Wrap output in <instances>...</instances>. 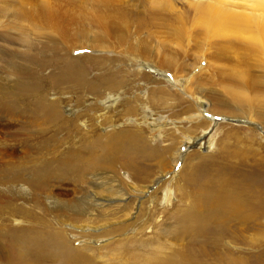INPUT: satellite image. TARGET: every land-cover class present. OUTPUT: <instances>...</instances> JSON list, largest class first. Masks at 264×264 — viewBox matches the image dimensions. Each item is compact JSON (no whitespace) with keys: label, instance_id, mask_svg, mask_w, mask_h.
Returning a JSON list of instances; mask_svg holds the SVG:
<instances>
[{"label":"rangeland","instance_id":"rangeland-1","mask_svg":"<svg viewBox=\"0 0 264 264\" xmlns=\"http://www.w3.org/2000/svg\"><path fill=\"white\" fill-rule=\"evenodd\" d=\"M201 2L217 4L215 0H0V144L17 147L13 152L5 148V151L0 150L1 167L21 163L22 144L79 142L82 141L80 132L92 134V138L88 136L84 140H96L100 134L104 136L106 131L116 128L104 126L98 131L96 115L99 119L110 117L109 122L103 124H115L117 128L132 122V117H125L127 115L136 117L145 127L147 138L152 137L151 142L159 148L167 143L164 142L167 132L176 131L174 126H178L176 148H180L182 156L175 166L169 167L167 162L161 165L157 161L156 166L152 164L153 168L150 166L146 170L150 177L145 184L158 173H166L151 185L147 196L162 186L157 198L148 205L156 211L151 221L155 230L179 228L176 218L182 217L186 208L177 207L180 202L176 200L175 190L183 182L179 178L175 183L172 181L182 169L186 155L197 150L188 161L187 173L195 168L198 177L204 178L201 158L207 157L219 137L231 130L242 132L248 147L254 151L252 155L256 156L254 161L258 165L247 183L258 176L263 178L264 33L257 28L260 18L257 16L264 13L256 10L255 4H264V0L222 1L220 6L231 7L232 11L253 18L243 31L239 26L213 25L199 16L192 5ZM90 45L97 48L73 52V57L83 58L81 62L86 73L82 77L86 88L76 92L57 90L50 82V76L57 74L56 63L70 56L72 49ZM43 63L47 66H41ZM191 70L186 83L183 79ZM224 71L233 72L237 77H226L221 74ZM108 73L127 80L129 86L124 85L114 92L105 89L91 93L88 83ZM20 76L25 84L21 85ZM177 77L180 78L178 85ZM149 78L156 81H149ZM141 82L144 84L138 86ZM164 89L172 91L162 103L153 106L148 102L152 90L161 92ZM125 93L128 97L138 95L129 103L135 109L131 114L120 109ZM101 98L104 99L100 101ZM135 99L138 101L134 102ZM202 101V105L196 104ZM192 114L201 115L209 125L190 129L191 124H186L184 118ZM175 120L180 123L176 125ZM10 178L13 183L14 177L10 175ZM17 185L18 182L12 184ZM73 190L72 185L64 183L52 192L61 198H70ZM135 195L129 197L136 200L130 220H135L139 214L141 202ZM9 200V207H22V200L12 196L6 202ZM185 202L182 199V203ZM10 217L13 228L18 227L19 218ZM6 220V215L0 211V247L8 250L12 261L10 243L4 238ZM132 230L128 232L131 234ZM166 239L174 243L171 236ZM101 241L97 242L99 246L107 240ZM178 242L189 246L187 238ZM244 249L252 248L246 244ZM251 253L244 256L246 264L264 263V245L259 252ZM3 260L5 258L0 257V262Z\"/></svg>","mask_w":264,"mask_h":264},{"label":"bare ground","instance_id":"bare-ground-1","mask_svg":"<svg viewBox=\"0 0 264 264\" xmlns=\"http://www.w3.org/2000/svg\"><path fill=\"white\" fill-rule=\"evenodd\" d=\"M215 1L216 5L201 2L193 4L192 8L213 25L239 26L241 31L247 29L248 21L253 18L243 12L232 11L231 7L220 6L223 0ZM255 9L264 13L263 2H257ZM257 17H260L257 28L264 33V14ZM96 48L81 46L72 49L70 56L61 58L56 63L57 74L50 76L54 87L60 91L84 90L86 83L82 76L86 70L82 67L83 58L73 57V52ZM192 70L183 79L186 83ZM221 74L237 77L233 72L228 74L224 71ZM179 79L176 78L177 85ZM19 81L21 85L25 84V79ZM124 85L129 86V82L109 73L88 83L91 93H100L105 89L114 92ZM20 88L24 89V86ZM170 91L152 90L148 102L156 106L166 99ZM154 93L163 95L156 96ZM132 95L128 97L125 93L121 99L120 109L127 114L135 111L129 103L138 95ZM203 102L196 104L202 105ZM99 117L96 115L95 118L98 131L104 126L116 128L106 131L104 136L100 134L101 137L96 140H84L92 134L80 132L82 141L79 142L22 144L21 163L2 167L0 164V211L7 217L4 238L10 243L9 253L15 260L11 261L8 250L0 247V257L5 258L0 264H246V254L260 251L264 245V193H258L256 183H247L258 164L241 131L231 130L219 137L214 149L207 153V157L201 158L202 179L194 171L195 168L187 173L188 161L197 150L186 155L182 169L172 181L175 183L179 178L183 182L175 190L176 200L180 202L177 207L186 208L182 217L174 215L179 228L155 230L151 221L156 211L148 205L157 198L162 186L147 196L151 185L166 173H158L145 184L150 177L146 170L157 161L161 165L167 162L169 167L175 166L182 156L180 148H176L178 126H174L176 131L167 132L164 141L167 143L159 148L151 142L152 137L150 140L147 138L145 127L138 123L135 116L126 115L132 117V122L121 128L114 123L103 124L109 122L110 117ZM184 119L186 124H191L190 129L209 125L201 115L192 114ZM178 123L175 122L176 125ZM12 145L0 144V150L5 151V148L13 152L17 147ZM204 161L207 163L205 166ZM10 175L14 177V182H18L17 186H12L14 182ZM64 183L73 186L74 194L70 198H61L52 192ZM133 193L141 204L136 219L130 220L136 201L129 198ZM11 196L22 200V207H9L11 200L6 202V199ZM182 199L186 202L182 203ZM10 216L19 218L18 227L13 228ZM139 219L142 221L137 223ZM129 229L134 232L130 234ZM97 232L100 234L97 235ZM169 236L174 243L166 239ZM113 237L116 240L113 241ZM182 238L188 239L189 246L178 242ZM103 239L107 240L106 243L99 246L97 242ZM246 244H250L252 249L245 251Z\"/></svg>","mask_w":264,"mask_h":264},{"label":"crops","instance_id":"crops-1","mask_svg":"<svg viewBox=\"0 0 264 264\" xmlns=\"http://www.w3.org/2000/svg\"><path fill=\"white\" fill-rule=\"evenodd\" d=\"M256 183L257 185V189L259 190L258 193H264V177L259 179V176L255 179V180H252L250 181L249 184H254Z\"/></svg>","mask_w":264,"mask_h":264}]
</instances>
